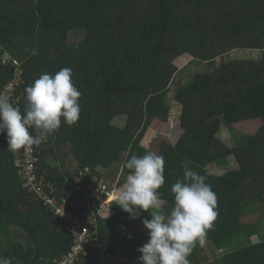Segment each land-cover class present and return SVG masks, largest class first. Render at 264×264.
I'll return each instance as SVG.
<instances>
[{
    "label": "trees",
    "instance_id": "trees-1",
    "mask_svg": "<svg viewBox=\"0 0 264 264\" xmlns=\"http://www.w3.org/2000/svg\"><path fill=\"white\" fill-rule=\"evenodd\" d=\"M238 49L260 55L222 63L175 89L181 134L157 152L165 161V183L158 189L164 213L171 211L170 188L183 176L184 164L204 175L217 195L218 215L204 238L212 260L202 264H264V0H0V96L11 84L9 99L23 113L24 89L41 74L65 67L72 69L81 93L78 121L62 120L57 131L33 145L32 183L19 174L23 147L9 148L0 134V257L12 264H54L67 253L72 236L56 209L63 205L74 212L69 186L77 178L85 187L94 180L103 184L105 175H127L119 154L147 152L148 128L170 116L176 59L189 55L207 63ZM113 63L123 82L117 91L111 90ZM118 119L122 125H113ZM257 119L256 133L232 149L216 136L222 127ZM230 159L234 168L223 175L207 171ZM65 163L74 167L69 174L60 171ZM35 182L42 184L41 195L31 190ZM255 204L252 219L243 220V212ZM109 209L106 218L94 212V240L74 264L89 259L107 264L105 258L116 249L127 257L117 264H138L137 249L148 237L138 243L129 230L139 217L115 201Z\"/></svg>",
    "mask_w": 264,
    "mask_h": 264
},
{
    "label": "clouds",
    "instance_id": "clouds-1",
    "mask_svg": "<svg viewBox=\"0 0 264 264\" xmlns=\"http://www.w3.org/2000/svg\"><path fill=\"white\" fill-rule=\"evenodd\" d=\"M72 75L67 67L55 74H41L24 89L27 106L23 113L8 97L0 96V134H5L9 148L39 146L60 128L62 120L67 125L78 121L81 93ZM30 129L37 134H30ZM119 155L121 168L128 174L114 193L115 204L132 218L140 210L153 209L151 219L142 220L148 239L137 249L138 264H190L193 248L197 242L203 244L206 230L218 215L217 195L206 177L184 164L183 176L170 188L173 201L166 214L161 210L158 191L165 183L164 157L153 151L130 155L123 150ZM73 188L69 186V193ZM0 264L12 262L0 257Z\"/></svg>",
    "mask_w": 264,
    "mask_h": 264
},
{
    "label": "rangeland",
    "instance_id": "rangeland-1",
    "mask_svg": "<svg viewBox=\"0 0 264 264\" xmlns=\"http://www.w3.org/2000/svg\"><path fill=\"white\" fill-rule=\"evenodd\" d=\"M259 55L260 54L258 51L238 49L214 61H210L207 63L192 61V58L189 55H183L176 59L174 63L178 68V73L175 75L170 85V93L168 95V103L171 106V112L169 114L170 116L168 117V120L165 123H161L158 120H154L148 128L146 134L143 137V145L146 147L147 151H153L157 153L163 142H168L169 144L174 145L179 135L181 134V130L179 128V117L181 107L173 99L174 91L179 85L186 84L196 74L213 71L214 69L218 68L222 63L224 64L231 60L256 59L259 57ZM113 66L114 67L111 71V74L114 75V78L111 84V90L117 91L121 89L123 82L120 79V72L117 70L118 67L116 63H113ZM123 118L124 117H121L122 120ZM260 124L261 122L258 119L243 121L237 124L230 125L228 127H222L216 136L227 148L232 149L238 146L239 144L245 142L248 137L254 135L258 130ZM113 125L121 126L122 122L118 119L113 121ZM68 157H70L71 161L73 160L75 167L76 164L74 162L73 157L71 155H69ZM67 160H69V158ZM234 165V161L230 159L224 163L209 166L207 171L211 175L220 176L223 175L226 171L233 169ZM74 167H71L70 164L65 163V166H61L60 171H65L64 168L69 169V172L66 173L69 174ZM105 176L106 177L103 178V184L108 188L109 196H107L106 202L101 204V207L104 208V210H101L98 213L101 218H106L112 213V211L109 209V206H111V203L114 201V193L120 186L119 183L117 185V182L115 180H119L122 185L125 182L127 175L121 174L120 177H117L116 179H112L107 175ZM257 206L258 205L255 204L254 206H251L249 209L245 210V212H243L242 214V219H252L253 214L257 210ZM152 211L153 209H149V212L140 210L139 215L136 216L137 218L139 217L138 225L135 228L129 230L130 234L136 239L138 243L142 244L147 239V230L144 228L142 220L151 219L149 213H151ZM261 228H264V224L261 226ZM17 240L22 242L24 238L20 236ZM253 240L255 241L256 239L254 238ZM210 246V243H208L207 241H204L203 244H199L198 252L197 254H195L196 261L191 264H202L205 261H211L213 254L210 250ZM106 258L105 259L107 264H117L127 260V257H124L123 253L117 249L113 256H108ZM85 264L98 263L94 259H89Z\"/></svg>",
    "mask_w": 264,
    "mask_h": 264
},
{
    "label": "built area",
    "instance_id": "built-area-1",
    "mask_svg": "<svg viewBox=\"0 0 264 264\" xmlns=\"http://www.w3.org/2000/svg\"><path fill=\"white\" fill-rule=\"evenodd\" d=\"M11 86V84L7 85V91L2 96L11 98L9 93V90L12 89ZM35 153L33 146L23 147L21 158L17 163L19 174L25 179L26 184L35 180L33 175L34 163L37 161ZM75 181L74 188L71 190L72 201L70 202V206L75 209L74 212L68 211L63 205L56 209V214L68 223L72 244L67 253L63 254L54 264H74L81 255L86 254V246L94 240V232L90 230V226H93L95 221L94 212L99 213V211L104 210L101 204L106 202L107 196H109L108 188L96 180L85 187L79 183L81 182L79 178ZM36 182L32 185L31 190L41 195L43 193L42 184ZM46 201L48 203L55 202L49 198ZM79 208L85 210L82 215L76 213Z\"/></svg>",
    "mask_w": 264,
    "mask_h": 264
},
{
    "label": "crops",
    "instance_id": "crops-1",
    "mask_svg": "<svg viewBox=\"0 0 264 264\" xmlns=\"http://www.w3.org/2000/svg\"><path fill=\"white\" fill-rule=\"evenodd\" d=\"M106 259H107V258H106ZM106 259H105V260H106Z\"/></svg>",
    "mask_w": 264,
    "mask_h": 264
}]
</instances>
